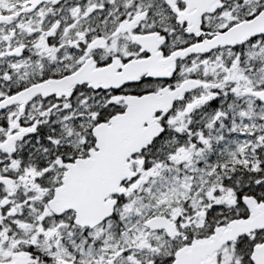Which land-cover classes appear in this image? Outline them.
I'll return each mask as SVG.
<instances>
[{
    "label": "snow or ice",
    "instance_id": "6c2138e0",
    "mask_svg": "<svg viewBox=\"0 0 264 264\" xmlns=\"http://www.w3.org/2000/svg\"><path fill=\"white\" fill-rule=\"evenodd\" d=\"M0 264H264V0H0Z\"/></svg>",
    "mask_w": 264,
    "mask_h": 264
}]
</instances>
